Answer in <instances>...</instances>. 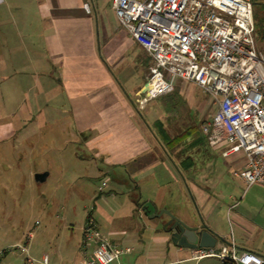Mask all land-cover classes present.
<instances>
[{
  "label": "crops",
  "instance_id": "crops-1",
  "mask_svg": "<svg viewBox=\"0 0 264 264\" xmlns=\"http://www.w3.org/2000/svg\"><path fill=\"white\" fill-rule=\"evenodd\" d=\"M86 3L90 6L88 13L83 9ZM150 64L147 53L119 25L111 0H3L0 5L1 117L10 114V103L20 102L12 97L15 86L23 84L31 88L28 96L33 108L30 109L39 116L53 118V124L63 123L62 133L73 139V143L83 144L91 158L102 165L101 177L114 181L123 194L138 193L142 198L154 189L164 191L171 181H182L196 212L203 217L197 226L211 232L217 241L215 247L233 242L238 251L254 253L264 264V201L259 202L263 206L260 215L252 218L249 214L252 205L246 202V194L238 199L235 194H217L218 188L228 189L227 185L223 187V167L215 163L195 165L201 157L209 162L219 155L233 175L244 167V154L223 157L225 146L210 145L201 128L199 136L195 129L170 136L165 129V112H154L151 103L170 98L168 95L179 84L196 86L176 80L172 93L141 105L138 94ZM215 111L216 108L213 114ZM1 125V129L6 128ZM184 149L192 154L182 160L177 153ZM234 179L236 184L249 188L240 178L234 176ZM163 196L175 199L173 194ZM149 214L145 203L132 208L125 216V227L130 232L111 228L104 233L97 221L88 220L105 241L131 250L114 264H137L142 259L140 256H151L145 253L138 239L142 231L134 232L129 219L141 220ZM168 220L167 217L165 225L161 223V231L166 234ZM224 223L231 229L229 233ZM159 239L163 242L168 238ZM133 245L138 246L134 256L135 249L130 247ZM176 249L184 256L175 262L223 264L213 258L192 260V250ZM76 250L70 262L83 264L92 247H83L80 242Z\"/></svg>",
  "mask_w": 264,
  "mask_h": 264
},
{
  "label": "rangeland",
  "instance_id": "rangeland-1",
  "mask_svg": "<svg viewBox=\"0 0 264 264\" xmlns=\"http://www.w3.org/2000/svg\"><path fill=\"white\" fill-rule=\"evenodd\" d=\"M251 2L254 20L257 17L264 28V0ZM255 39L257 49H263L264 39L258 35V28H255ZM186 87L179 84V88L168 95L170 98L157 99L151 103L153 105L149 104L154 112H165V129L172 137L190 129H195L199 136L201 125L217 108L200 89L191 85L186 90ZM30 91L31 88L23 84L15 86L12 97L20 102L10 103V114L0 116V125H5V129L11 124L8 130L0 127V264H40L44 254L53 264H71L72 254L77 251L80 242L82 245L81 227L88 219L97 221L104 233L111 228H118V232H130L132 230L125 227V216L138 203H145L150 214L141 220L129 219L130 228L134 232H137L136 229L142 231L139 237L134 232L132 235L143 243L145 253L151 258L142 255L136 263L194 264V261L175 262L184 254H178L168 234L161 231V223H167V216L160 215L163 211L191 227H198L202 221L203 217L196 212L182 181H171L164 191L154 189L152 194H143L142 198L138 197V193L123 194L114 181L101 177L102 165L91 158L83 144L73 143V139L62 133L63 123L53 124V118L39 116L34 109H30L33 108L28 96ZM2 106L0 104V110ZM200 153L205 154L203 150ZM189 154L192 152L188 149L177 153L182 160ZM201 158L196 160L198 167L213 163L223 167V187L227 185L228 189L218 188L217 194H235L237 199L246 194V202L252 205L250 216L255 218L260 215L263 206L259 202L264 201L263 187L253 185L246 189L236 184L232 171L225 168L219 155L209 162ZM45 172L49 174L47 180L37 182L34 176ZM105 179L107 184L102 187ZM164 193L173 194V197L177 194V197L164 198ZM224 225L229 233L231 229L227 223ZM161 236L168 239L162 242L159 239ZM130 247L135 249L132 256L136 255L138 246Z\"/></svg>",
  "mask_w": 264,
  "mask_h": 264
},
{
  "label": "built area",
  "instance_id": "built-area-1",
  "mask_svg": "<svg viewBox=\"0 0 264 264\" xmlns=\"http://www.w3.org/2000/svg\"><path fill=\"white\" fill-rule=\"evenodd\" d=\"M111 7L121 28L150 57L139 104L172 93L176 80L193 83L217 107L201 127L209 144L225 146L223 157L242 152L246 163L233 175L246 187L264 188V48L256 46L251 0H111ZM83 9L88 13L89 4ZM82 245L92 247L83 264H114L131 252L105 241L90 220ZM192 252V260L263 264L233 242ZM41 259L50 264L47 256Z\"/></svg>",
  "mask_w": 264,
  "mask_h": 264
},
{
  "label": "water",
  "instance_id": "water-1",
  "mask_svg": "<svg viewBox=\"0 0 264 264\" xmlns=\"http://www.w3.org/2000/svg\"><path fill=\"white\" fill-rule=\"evenodd\" d=\"M47 175L48 174L46 172L39 173L36 174L34 178L37 182L41 183L46 180ZM161 214H165L169 218L168 223L173 222L172 226L170 227V231L174 230V232L170 235V241L174 246L186 248L192 251L215 247L217 242L216 238L207 229L188 226L182 221L173 217L167 211H163L160 213V215ZM160 215L157 217H160Z\"/></svg>",
  "mask_w": 264,
  "mask_h": 264
},
{
  "label": "trees",
  "instance_id": "trees-1",
  "mask_svg": "<svg viewBox=\"0 0 264 264\" xmlns=\"http://www.w3.org/2000/svg\"><path fill=\"white\" fill-rule=\"evenodd\" d=\"M255 28H258V35H260V37L264 39V28L262 27V22H260L257 17L255 18Z\"/></svg>",
  "mask_w": 264,
  "mask_h": 264
},
{
  "label": "flooded vegetation",
  "instance_id": "flooded-vegetation-1",
  "mask_svg": "<svg viewBox=\"0 0 264 264\" xmlns=\"http://www.w3.org/2000/svg\"><path fill=\"white\" fill-rule=\"evenodd\" d=\"M172 224H173V222L172 223H168L167 231L168 230L170 231V227L172 226ZM169 231L167 233L169 234V237H170V235L173 234L174 230H171L170 232Z\"/></svg>",
  "mask_w": 264,
  "mask_h": 264
}]
</instances>
